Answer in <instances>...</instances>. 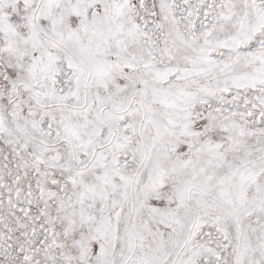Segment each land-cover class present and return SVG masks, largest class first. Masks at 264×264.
Listing matches in <instances>:
<instances>
[{"label": "snow or ice", "instance_id": "snow-or-ice-1", "mask_svg": "<svg viewBox=\"0 0 264 264\" xmlns=\"http://www.w3.org/2000/svg\"><path fill=\"white\" fill-rule=\"evenodd\" d=\"M0 264H264V0H0Z\"/></svg>", "mask_w": 264, "mask_h": 264}]
</instances>
